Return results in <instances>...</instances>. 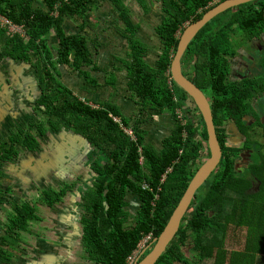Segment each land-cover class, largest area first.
<instances>
[{"label": "trees", "instance_id": "1", "mask_svg": "<svg viewBox=\"0 0 264 264\" xmlns=\"http://www.w3.org/2000/svg\"><path fill=\"white\" fill-rule=\"evenodd\" d=\"M39 1L42 5L36 6ZM134 1L146 11L152 4L151 0ZM160 1L162 19L155 32L161 50L149 64L147 47L136 35L139 23L132 21L125 0H0V15L25 32L10 35L0 23L4 56L29 62L40 89L36 115H32L35 120L13 131L10 140L0 139V179L1 165L18 161L23 153L37 152L38 138L47 134L67 132L88 140L91 150L85 168L89 167L91 177L80 191L81 241L86 254L82 264H126L144 234L151 232L154 238L160 234L201 159L209 157L202 116L196 107L185 104L187 94L173 82L170 65L184 27L222 0ZM102 2L111 4L123 23L120 31L128 45L123 65L136 111L131 118L123 116L110 100L94 106L76 96L59 74V65H68L85 76V82L95 83L88 75L95 63L84 33L94 27L92 10ZM67 19L79 20L78 32L66 29ZM236 32L246 41L264 32V0L243 3L212 18L181 58L183 74L205 95L209 92L222 155L155 264H264V143L252 138L260 127L264 139V104L258 108L250 103L252 98L264 97V52L260 73L230 79L226 55L236 53L230 45V36ZM53 33L56 45L50 44ZM177 109L182 111L184 124L176 117ZM151 112H168L173 118L160 150L145 142L143 126ZM227 119L246 129L242 130L244 148L250 155L243 166L235 163L240 150L226 145ZM124 129L132 131L133 141ZM68 185L73 184L59 191L51 186L40 190L41 202L49 208L62 202L71 192ZM12 207L0 243H16L20 231L40 219L37 206L27 201ZM228 232L244 233L242 250L226 248Z\"/></svg>", "mask_w": 264, "mask_h": 264}, {"label": "crops", "instance_id": "2", "mask_svg": "<svg viewBox=\"0 0 264 264\" xmlns=\"http://www.w3.org/2000/svg\"><path fill=\"white\" fill-rule=\"evenodd\" d=\"M125 2L129 7L132 21L139 23L136 35L147 47L145 61L153 64L161 50V41L155 32L157 24L162 19L161 1L151 0L152 4L147 11L134 0H125ZM41 5V1L36 2V6ZM92 14L94 27L87 28L84 34L87 37V46L95 63V68L90 70L88 75L95 79V83L85 82V76L74 71L68 65H59L61 80L76 96L90 101L94 106L110 100L119 108L123 116L131 118L136 111L130 101V92L127 89V71L123 65L128 51L126 39L120 31L123 29V23L116 10L108 2L100 3L92 10ZM77 23H79L78 19H67L65 27L76 33L79 30ZM50 44H57L54 33L51 35ZM2 46L3 43L0 39V139L10 140L11 133L22 128L24 120L30 115L27 107L28 100L31 97L33 99V94L39 95V87L32 65L15 58H5ZM84 69L89 70L86 66ZM31 85L32 87H29ZM34 120L35 118L31 121ZM172 124L173 118L168 112H151L143 126V129L146 130V144L160 150L161 142L168 136ZM38 139L41 143L39 150L30 153V156H33L31 160H33L37 172L31 173L36 177L40 176V173L46 177L56 173L55 182L51 187L59 191L61 188L67 187L66 184H73L72 186L68 185L73 194L68 193L62 202L49 208L40 199L42 189H46L47 186L40 189L41 191L38 187H33L31 192L25 189L23 194L24 188H19L18 181L12 179L13 177H16V180L24 178L22 177V169H24L22 161L24 159L22 158H25L29 153H23L22 158L16 162L1 165L3 174L0 179V236L5 225L8 224L9 216L13 215V204L22 203L21 200L18 201V196L22 194L24 201L37 206L40 219L31 222L28 230L20 231L19 240L16 243L1 241L0 264H82L85 262L86 256L81 241L83 236L81 218L84 210L80 207V197H72V195L80 193L84 182L90 181L87 176L89 167L85 168L86 161H83L84 165L82 166L79 163H70V170H61L59 173L55 170L45 172L47 165L42 161L46 158L56 157L58 150H56L51 135L47 134L45 138ZM77 142H79L78 139ZM70 147L75 148V145ZM72 150L74 149L70 151L72 152ZM89 150L91 148H87L86 153ZM35 157L39 159L37 160ZM38 165H40L41 171ZM10 169H13V175ZM13 185L16 187L13 188ZM18 189L21 190L19 195L16 192ZM25 194L28 197H25ZM130 202L133 203V201Z\"/></svg>", "mask_w": 264, "mask_h": 264}, {"label": "water", "instance_id": "3", "mask_svg": "<svg viewBox=\"0 0 264 264\" xmlns=\"http://www.w3.org/2000/svg\"><path fill=\"white\" fill-rule=\"evenodd\" d=\"M249 1L254 0H222L221 2H218L209 8L199 19L187 24L178 37L177 47L170 65V75L173 82L187 94L185 104L191 108L196 107L202 116L207 134L206 145L209 157L205 159L196 170L166 225L156 237L152 249L146 254L145 258L137 264H155L157 262L178 231L181 219H183L189 211L191 202L197 190L204 185L209 176L216 170L221 160L222 152L216 137L215 127L213 125L210 103L203 91L183 74L181 58L189 46L190 41L207 22L227 9L239 6ZM231 123L233 124L230 126L232 132L229 131V133L234 134L235 125L233 122ZM229 133L228 130H226L227 136ZM51 138L54 140V144L56 145V150H58V152L56 153V157L53 159L46 158V160L42 161L47 165V170L45 172L55 170L59 173L61 170H70V163H79L80 166L84 165L83 160L80 158L77 159L76 155L79 153L78 151H80V154H88L89 151L86 154V149L89 148V142L86 138L73 136L67 132H63L61 136L53 135ZM77 139L79 142H77ZM71 145H75L76 149L70 147ZM81 146L82 149H80ZM71 149L74 150L71 152ZM38 168H40L39 170L41 171L40 165H38ZM90 177L91 176L88 175V178ZM75 196L80 197L81 193L78 192L77 194L72 195V197Z\"/></svg>", "mask_w": 264, "mask_h": 264}, {"label": "flooded vegetation", "instance_id": "4", "mask_svg": "<svg viewBox=\"0 0 264 264\" xmlns=\"http://www.w3.org/2000/svg\"><path fill=\"white\" fill-rule=\"evenodd\" d=\"M219 2H221V1H219ZM262 52H264V32L260 33L258 37H254L251 40L247 41V47H243V49L240 50V52L237 55L235 54V55H233L231 57L232 60L229 62L230 63V70H229L227 76L230 79L242 80L245 77H253L256 74L260 73L263 70L261 68V66H259V62H261ZM29 87H32V85L29 86ZM32 96H33V99H31L32 98L31 97L28 100V104H27L28 111L31 114L26 118V120H25L26 124H28L29 122H31V120L29 118L32 117V115H36L35 112H34V109H36L38 107L37 102H38L39 96L38 95L35 96V94H33ZM208 102H209V100H208ZM250 103L254 107H258L260 105L263 106V104H264V97H263V99L252 98V100L250 101ZM244 118L247 119L248 117L247 116H244ZM229 121L230 122H233L234 124H236V122L232 121L231 119H227L226 120V125H228V122ZM236 125H239V124H236ZM237 132H238L237 135H236V133L231 134V137H229L230 140L228 142L231 143V147L240 150L238 152V154H237L238 155L237 159H235V163L238 166H241V165L243 166V164L246 162V160H248V155H250V153H249V151L247 149L244 148V142L246 140V137H245V135H243L240 125H239V128L237 129ZM226 141H227V138H226ZM76 158L77 159L80 158L83 161H87L88 160V154L87 155H84V154H80V152H79L76 155ZM22 159H25V158H22ZM25 160H27V159H25ZM25 160H22L23 161V165H24V169H22L23 172H25V171H28L29 173L35 172L36 171L35 165L32 164V166H29L27 168V166L25 164ZM56 175L57 174L55 173L54 175H51L50 177H46V176L43 177L40 174L39 177L41 178V180H39L40 184L37 185L38 189L40 190L44 186H47L48 184H49L48 186H51L55 182V179L54 178H55ZM26 182L27 183H31V180L27 178L26 179Z\"/></svg>", "mask_w": 264, "mask_h": 264}, {"label": "rangeland", "instance_id": "5", "mask_svg": "<svg viewBox=\"0 0 264 264\" xmlns=\"http://www.w3.org/2000/svg\"><path fill=\"white\" fill-rule=\"evenodd\" d=\"M237 34H239L238 32H236V34H232L231 36H230V45H231V47L233 48V49H235V51H236V55L240 52V50H242L243 49V47H247V41L246 40H244V39H240V38H238L237 37ZM241 47V48H240ZM226 57L227 58H229V60L231 61L232 60V58H231V54H227L226 55ZM228 63V69H229V62H227ZM259 66H261V62H259ZM261 69V68H260ZM206 96H207V98H208V100H209V102H210V96H209V92H207L206 93ZM262 105H260V106H258V108L259 107H261ZM35 117H30L29 119L30 120H32V119H34ZM263 118H264V116H263ZM248 119V118H247ZM250 120V119H249ZM149 123H150V121H149ZM24 125H26V122L23 124V126ZM230 125H233L231 122H228V125H226V122H225V129L226 130H228V133H229V131L230 132H232V130L230 129ZM235 125V124H234ZM236 127V125L234 126V131H235V133H236V135H237V127ZM242 128H241V130H244L245 128L243 127V126H241ZM246 130V129H245ZM260 127H258L257 128V130L256 131H258V132H256V133H254V134H252V138H256L257 140H259V141H261L262 143H264V139H263V136L260 134ZM251 131V130H250ZM249 131V132H250ZM229 137H231V133H229L228 134V136H227V141H226V145H230L231 146V143H229L228 141L230 140V138ZM244 145H245V142H244ZM31 157H33V156H30V154L28 155V156H26L25 157V159H27V160H25V164H26V166H27V168L29 167V166H32V164L34 163L33 162V160H31L32 158ZM35 159H38L37 157H35ZM205 159H207V158H203V159H201V162H200V164H202L203 162H204V160ZM29 162V163H28ZM29 164V165H28ZM34 169V168H33ZM10 171H11V173H12V175H13V169H10ZM35 172H37V169H36V171ZM41 174V173H40ZM39 175V174H38ZM22 177H24V178H29L32 182L31 183H27L26 182V180L24 179V178H21L20 180H16L17 178L16 177H13L12 179H13V181H18V186H19V188H24V190H23V194H24V191H25V189H26V191H32V188L33 187H35V188H37V185H39L40 184V182H39V180H41V178L38 176V177H36V176H34L32 173H29L28 171H25V172H23V174H22ZM48 184V183H47ZM49 185V184H48ZM48 185H47V187H48ZM13 188L14 187H16L15 185H13L12 186ZM20 189H18L16 192H17V194L19 195L20 194ZM23 194L22 195H20V196H18V201H22V203L23 202H26V201H24L23 200V198H24V196H23ZM25 197H28V195L27 194H25ZM39 206V205H38ZM39 208V207H38ZM39 212L40 213H42L41 212V210H39ZM23 233V232H22ZM228 234H229V237L227 238V241H226V248L228 249V250H233V251H236V250H242L243 249V247H244V243H245V237H244V233H241V232H237V233H235V234H231V233H229L228 232ZM187 250V249H186ZM85 263V262H84Z\"/></svg>", "mask_w": 264, "mask_h": 264}, {"label": "built area", "instance_id": "6", "mask_svg": "<svg viewBox=\"0 0 264 264\" xmlns=\"http://www.w3.org/2000/svg\"><path fill=\"white\" fill-rule=\"evenodd\" d=\"M0 23L3 27L7 29V33L10 35H13L15 33H20L21 35H24L25 33L21 25L14 24L10 19H8L3 15H0ZM176 117L181 123L183 124L185 123L182 117V111L180 109L176 110ZM111 118L115 122L119 123V120L117 118H114L112 116ZM124 132L126 133L127 136L130 137L132 141L134 140L132 131L124 129ZM152 240H154L152 233H148L144 235L141 238L135 250L133 251V253L127 258L126 264H136L139 261V259L142 257V255L145 253V250L150 246Z\"/></svg>", "mask_w": 264, "mask_h": 264}, {"label": "clouds", "instance_id": "7", "mask_svg": "<svg viewBox=\"0 0 264 264\" xmlns=\"http://www.w3.org/2000/svg\"><path fill=\"white\" fill-rule=\"evenodd\" d=\"M43 177H45V176H43ZM149 233H151V232H149ZM147 234H148V233H147ZM144 235H146V234H144ZM144 235H143V236H144ZM152 235H153V234H152ZM143 236H142V237H143ZM153 238H154V237H153ZM155 239H156V238H154V240H152V242H151L150 246H149V247H148V248L145 250V253H144L142 256H144V257H145V256H146V254L149 252V251H148V252H146V251H147L148 249H152ZM139 242H140V241H139ZM140 259H141V258H140ZM140 259H139V261H138L137 263H139V262H140ZM137 263H136V264H137Z\"/></svg>", "mask_w": 264, "mask_h": 264}]
</instances>
